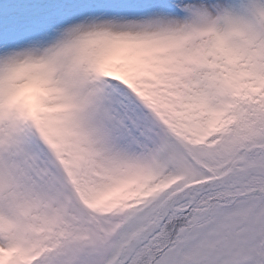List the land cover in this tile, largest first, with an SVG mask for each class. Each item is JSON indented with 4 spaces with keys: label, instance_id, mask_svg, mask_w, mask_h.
<instances>
[{
    "label": "snow or ice",
    "instance_id": "1",
    "mask_svg": "<svg viewBox=\"0 0 264 264\" xmlns=\"http://www.w3.org/2000/svg\"><path fill=\"white\" fill-rule=\"evenodd\" d=\"M0 264H264V0H0Z\"/></svg>",
    "mask_w": 264,
    "mask_h": 264
}]
</instances>
